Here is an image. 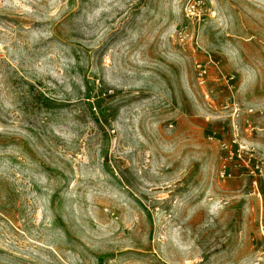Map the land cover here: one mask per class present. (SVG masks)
<instances>
[{
    "label": "rangeland",
    "instance_id": "1",
    "mask_svg": "<svg viewBox=\"0 0 264 264\" xmlns=\"http://www.w3.org/2000/svg\"><path fill=\"white\" fill-rule=\"evenodd\" d=\"M0 264H264V0H0Z\"/></svg>",
    "mask_w": 264,
    "mask_h": 264
}]
</instances>
